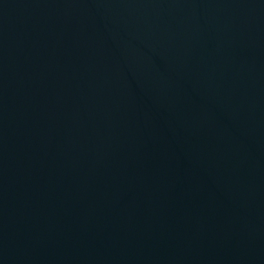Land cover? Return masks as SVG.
Returning a JSON list of instances; mask_svg holds the SVG:
<instances>
[{
	"label": "water",
	"instance_id": "95a60500",
	"mask_svg": "<svg viewBox=\"0 0 264 264\" xmlns=\"http://www.w3.org/2000/svg\"><path fill=\"white\" fill-rule=\"evenodd\" d=\"M0 264H264V0H0Z\"/></svg>",
	"mask_w": 264,
	"mask_h": 264
}]
</instances>
